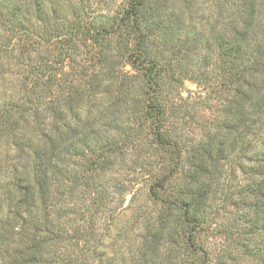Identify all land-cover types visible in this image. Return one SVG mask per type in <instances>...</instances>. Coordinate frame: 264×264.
Returning a JSON list of instances; mask_svg holds the SVG:
<instances>
[{"label":"trees","instance_id":"obj_1","mask_svg":"<svg viewBox=\"0 0 264 264\" xmlns=\"http://www.w3.org/2000/svg\"><path fill=\"white\" fill-rule=\"evenodd\" d=\"M211 2L205 78L223 116L185 149L165 87L181 72L162 62L160 44L182 35L193 0H123L118 15L100 17L85 0H0V264H116L100 178L130 148L146 151L156 208L135 216L122 264H216L200 227L217 199L215 167L229 157L240 160L250 227L264 232V0ZM183 152L194 155L183 163ZM85 193L101 197L94 209L72 205Z\"/></svg>","mask_w":264,"mask_h":264},{"label":"rangeland","instance_id":"obj_2","mask_svg":"<svg viewBox=\"0 0 264 264\" xmlns=\"http://www.w3.org/2000/svg\"><path fill=\"white\" fill-rule=\"evenodd\" d=\"M122 1L85 0L84 4L86 9H89L88 15L100 17L105 14L118 15L123 11L124 6L120 7ZM211 5V0H193L191 11L187 12L184 20L182 35L180 32L174 33L173 40L169 41L167 47L160 44L165 50L162 62L171 61L169 67L172 65L175 72H181L178 81H167L165 87L168 89L166 98L171 106L168 112L170 124L179 127L184 133L185 149H189L192 144L196 145L202 138L207 139V135L211 134L217 121L223 116L220 93L214 88L213 81L205 78L209 73L205 75V70L210 69L213 63L210 62L211 51L207 48V41L211 38ZM174 6L179 13L184 7L180 2ZM196 38L204 40L205 43L198 46V43L189 45L190 40ZM58 49L59 46H56L54 51L57 52ZM80 53L87 55V59L94 57L91 51L84 49ZM165 67L164 65L163 69ZM69 69L68 65L63 67L64 71ZM200 71L205 76L199 74ZM19 81L21 80L18 79V84ZM145 152L144 148L139 152L130 148L115 160L107 171L108 175L100 178L104 186L110 189L106 202L101 204V207L104 206L108 214L114 216L111 225H103L107 227L103 231H106L108 237L107 251L116 264L128 262L137 242L136 234L139 229L134 222L135 216L151 214L156 208L153 198L147 197V188L150 185L148 167L140 164ZM192 155L194 153L183 152V163ZM1 161L3 162L2 159ZM240 167V160H234L232 157L218 163L215 168L216 172L220 171L221 180H217L213 188V195L215 191L217 199L203 212L205 221L200 227L201 245L211 254L216 264H262L260 243L264 239V232L250 227L249 222L253 219L250 206L252 202L244 193L246 180ZM100 198L93 193L92 197L85 193L72 200V205L79 210L88 211L94 209Z\"/></svg>","mask_w":264,"mask_h":264}]
</instances>
